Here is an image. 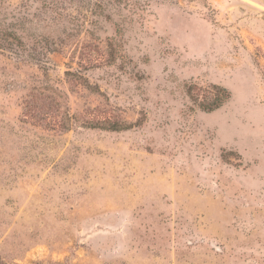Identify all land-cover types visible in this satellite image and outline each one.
Masks as SVG:
<instances>
[{
  "label": "rangeland",
  "instance_id": "obj_1",
  "mask_svg": "<svg viewBox=\"0 0 264 264\" xmlns=\"http://www.w3.org/2000/svg\"><path fill=\"white\" fill-rule=\"evenodd\" d=\"M0 264H264V0H0Z\"/></svg>",
  "mask_w": 264,
  "mask_h": 264
},
{
  "label": "trees",
  "instance_id": "obj_2",
  "mask_svg": "<svg viewBox=\"0 0 264 264\" xmlns=\"http://www.w3.org/2000/svg\"><path fill=\"white\" fill-rule=\"evenodd\" d=\"M187 90L193 102L204 112H213L219 109L230 98L229 92L217 85L201 88L191 84ZM193 91L195 92L193 93ZM90 128L119 132L130 129V126L119 123H103L93 124Z\"/></svg>",
  "mask_w": 264,
  "mask_h": 264
}]
</instances>
